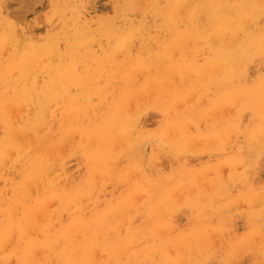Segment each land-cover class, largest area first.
Returning a JSON list of instances; mask_svg holds the SVG:
<instances>
[{
    "label": "rangeland",
    "instance_id": "obj_1",
    "mask_svg": "<svg viewBox=\"0 0 264 264\" xmlns=\"http://www.w3.org/2000/svg\"><path fill=\"white\" fill-rule=\"evenodd\" d=\"M218 2L0 0V264H264V0Z\"/></svg>",
    "mask_w": 264,
    "mask_h": 264
},
{
    "label": "bare ground",
    "instance_id": "obj_2",
    "mask_svg": "<svg viewBox=\"0 0 264 264\" xmlns=\"http://www.w3.org/2000/svg\"><path fill=\"white\" fill-rule=\"evenodd\" d=\"M183 1L185 2V0H183ZM218 3L220 6L226 5L225 8H223V11H224V9H228V10L232 11V13L226 14L229 12V11L227 12V10H226V13L224 15L219 16L217 28H221L222 33L218 34V37H221V36H223V34H225L227 32H234L235 29L241 28L240 25L243 22L245 23V20L248 17V12L250 11L251 6H252V0H230V1L219 0ZM258 28H261V26L259 25ZM231 34H233V33H231ZM262 45H264V27L261 28V30H259L258 33L255 34L253 37L249 36L244 42H242L240 44V47L237 50L238 60H239V55H238V52H239V54H241L243 56H246V55L248 56V60H246V62L253 63L252 61H254L256 58L255 49L261 48ZM262 50L263 49H261V51ZM232 62L234 64H237L236 60H232ZM249 65H247V66H249ZM246 68L247 67H244L242 69L246 70ZM232 78H233V76H232Z\"/></svg>",
    "mask_w": 264,
    "mask_h": 264
}]
</instances>
